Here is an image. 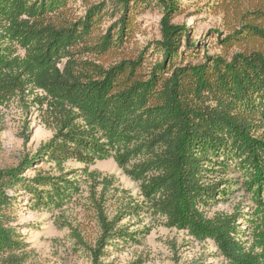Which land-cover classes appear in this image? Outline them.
<instances>
[{
	"label": "trees",
	"instance_id": "trees-1",
	"mask_svg": "<svg viewBox=\"0 0 264 264\" xmlns=\"http://www.w3.org/2000/svg\"><path fill=\"white\" fill-rule=\"evenodd\" d=\"M156 7L160 39L142 45L138 16ZM204 8L221 19L213 32L226 35L213 36L223 53L202 50L187 25L172 22L181 0H0V93L29 90L24 107L55 131L38 156L59 168L70 158H112L169 226L213 240L233 264H264V0H207ZM231 164L257 204L249 248L239 212L208 217L202 209L226 193L229 180L212 175ZM24 169L0 170V254L20 244L9 190ZM73 180L38 176L33 182L51 189L32 193L57 206L78 188ZM101 223L94 264L127 234Z\"/></svg>",
	"mask_w": 264,
	"mask_h": 264
},
{
	"label": "rangeland",
	"instance_id": "rangeland-1",
	"mask_svg": "<svg viewBox=\"0 0 264 264\" xmlns=\"http://www.w3.org/2000/svg\"><path fill=\"white\" fill-rule=\"evenodd\" d=\"M181 1L184 11L172 22L187 25L192 40L202 42V50L223 53L216 35L226 34L213 32L222 29L221 19L205 10L207 0ZM162 15L159 7L140 14L135 41L142 45L158 41ZM82 58L97 62L89 53ZM28 91L13 97L0 93V170L26 165L20 174L23 181L16 185V190H9L17 197L12 224L20 244L12 253L0 254V264H94L91 248H97L103 234L101 216L112 224L109 232L116 228L127 232L120 235L123 239L117 237L116 246L108 248L100 258L101 264H233L213 240L199 239L188 229L169 226L164 216L149 208L139 184L114 159H96L85 164L70 158L59 168L43 153L38 156L55 131L45 125L41 111L32 105L24 107L23 102L31 99L27 97ZM217 170L212 176L229 180L222 186L226 193L202 207L203 212L208 217L217 212H239L236 224L243 231L244 246L249 248L253 243L249 225L257 204L243 190L240 173L233 164L227 173L219 167ZM46 175L72 181L76 178L78 188L70 190V196L60 205L46 200L38 203L33 190H50L51 185L33 180ZM33 186L35 189H31ZM108 242L106 239L102 250L109 246Z\"/></svg>",
	"mask_w": 264,
	"mask_h": 264
}]
</instances>
